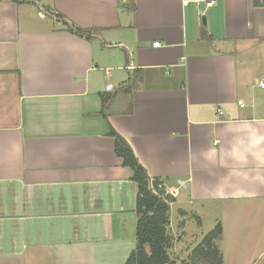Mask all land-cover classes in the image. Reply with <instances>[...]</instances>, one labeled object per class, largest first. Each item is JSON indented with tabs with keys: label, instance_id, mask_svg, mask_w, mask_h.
Instances as JSON below:
<instances>
[{
	"label": "crops",
	"instance_id": "0c3cea01",
	"mask_svg": "<svg viewBox=\"0 0 264 264\" xmlns=\"http://www.w3.org/2000/svg\"><path fill=\"white\" fill-rule=\"evenodd\" d=\"M262 80L264 0H0V264L126 263L137 185L109 125L178 193L170 231L210 214L224 264H264Z\"/></svg>",
	"mask_w": 264,
	"mask_h": 264
},
{
	"label": "trees",
	"instance_id": "16d2710c",
	"mask_svg": "<svg viewBox=\"0 0 264 264\" xmlns=\"http://www.w3.org/2000/svg\"><path fill=\"white\" fill-rule=\"evenodd\" d=\"M71 30L82 36H90V31L77 26ZM109 135L115 139V151L123 159V164L132 169V179L137 185V244L125 264H224L223 252L218 245L223 235L221 222L202 238L185 259L171 256L174 236L170 231V203L174 201V197L164 196L161 181L151 178L131 144L112 125H109Z\"/></svg>",
	"mask_w": 264,
	"mask_h": 264
},
{
	"label": "rangeland",
	"instance_id": "374dc122",
	"mask_svg": "<svg viewBox=\"0 0 264 264\" xmlns=\"http://www.w3.org/2000/svg\"><path fill=\"white\" fill-rule=\"evenodd\" d=\"M214 217L215 216H211L210 214H205V218L202 220V223H200L199 219L195 218V216H191L190 218H188L186 226H187V229H188L189 233L186 235L187 238L185 240H183L181 238V236H180L181 233L176 228L177 227L176 226L177 213L176 212L173 213L172 214L173 225H172L171 231L173 232V229H174V233H176V241H178V242H176L177 247L174 246L170 250L171 256L173 258L177 259L178 258L177 255L181 254L182 251H180V250L182 248H186V246L188 244L192 245V246L197 245L199 243V241H200V237L202 235L205 236L209 231H211L215 227V225L213 224V221L215 219ZM170 226H171V224H170ZM204 233H206V234H204ZM179 236H180V239H182V241H179V239H177ZM228 238H229V240L227 239V243L233 241L235 243V244H233L235 249L241 248L242 250H244L243 248H245L246 246L249 247L248 241H245V240L242 241V240H239L238 238H234V237H230V236H228ZM263 243H264V241H263ZM262 246H264V244H262ZM262 246L260 245L256 251L261 249ZM252 252H254L253 249H252ZM183 257H186V256L183 255ZM231 257L232 256H230V258ZM252 257L255 258L256 257V253H254V256H252ZM120 264H124V262H121Z\"/></svg>",
	"mask_w": 264,
	"mask_h": 264
},
{
	"label": "built area",
	"instance_id": "2783aa9c",
	"mask_svg": "<svg viewBox=\"0 0 264 264\" xmlns=\"http://www.w3.org/2000/svg\"><path fill=\"white\" fill-rule=\"evenodd\" d=\"M213 4V1H209L208 2V6H211ZM160 44V42H154V46H158ZM259 85L261 87L264 88V80H262ZM241 106H245V103L242 100H239L238 102ZM160 187H162L165 191V195H172V196H176L178 193L176 191H173L171 188H168L165 186V184L163 182H160Z\"/></svg>",
	"mask_w": 264,
	"mask_h": 264
},
{
	"label": "clouds",
	"instance_id": "9594fccd",
	"mask_svg": "<svg viewBox=\"0 0 264 264\" xmlns=\"http://www.w3.org/2000/svg\"><path fill=\"white\" fill-rule=\"evenodd\" d=\"M254 143H255L256 145H260L261 143H264V136H260L258 139H256V140L254 141ZM253 179L264 182V176H261V175H257V176H255V177H253Z\"/></svg>",
	"mask_w": 264,
	"mask_h": 264
},
{
	"label": "water",
	"instance_id": "95a60500",
	"mask_svg": "<svg viewBox=\"0 0 264 264\" xmlns=\"http://www.w3.org/2000/svg\"><path fill=\"white\" fill-rule=\"evenodd\" d=\"M203 23L206 24L207 23V19L205 16H203Z\"/></svg>",
	"mask_w": 264,
	"mask_h": 264
}]
</instances>
